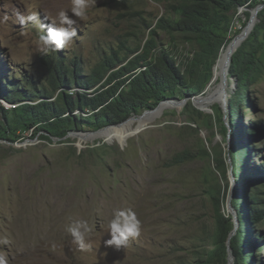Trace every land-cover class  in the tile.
I'll list each match as a JSON object with an SVG mask.
<instances>
[{
  "label": "rangeland",
  "instance_id": "374dc122",
  "mask_svg": "<svg viewBox=\"0 0 264 264\" xmlns=\"http://www.w3.org/2000/svg\"><path fill=\"white\" fill-rule=\"evenodd\" d=\"M71 7V0H0V95L18 83L22 85L21 91L26 90L24 80L45 82L50 75L42 59L48 54L76 58L82 62L85 75L90 72L89 65L95 67L114 52L130 55L125 47L143 48L149 39L151 30H145V22L155 25L165 14L164 6L154 0H96L84 19L75 17ZM256 8L239 10L238 17L228 27L229 38H234L240 30L243 32L244 13ZM60 11L76 20L73 27L77 29V36L71 45L58 52H38L39 35L46 31L47 23L59 26ZM18 13L25 18L36 13L39 18L22 28ZM158 42V50L171 48V39L166 33L161 34ZM237 42L222 50L213 76L201 93L184 102L167 100L165 103L170 106L162 112L152 114L158 106L143 105L121 125L99 131L79 128L65 140L50 142L41 137L42 133L36 135L29 131L15 143L0 141V240L8 241L0 243V260L4 264H171V248L177 245L191 248L188 238L199 226L195 221L203 218L201 182L206 163L195 160L171 168L166 164L185 148H198L200 139L206 147L222 151L226 157L228 179L220 173H216V178L223 188L229 182L223 211L227 217L237 218L233 201L238 198L242 181L233 174L230 154L236 146L231 134L230 93L236 92L237 84L229 75L226 90L221 92L227 56ZM140 53L129 56L126 63ZM194 53L192 45L180 39L174 57L182 64ZM47 87L50 86L47 84ZM66 91L75 94L77 89ZM199 98H205L199 101L200 106L196 104ZM248 98L240 118L246 127L256 124L257 136L251 139V132L250 142L243 147L246 151L237 152L236 157L246 153L248 162L244 174L248 179L242 184L252 194L264 188V174L257 175L264 165V74L249 89ZM190 103L202 112L208 123L219 108L231 132L221 133L216 124L213 129L202 125L197 136L182 137L179 128L191 121L186 112ZM15 105L20 104H9L0 98V116L1 108L10 109ZM73 115L84 121L85 126L91 114L80 110ZM240 118L234 119L239 122ZM117 208L131 209L141 222L140 234L129 237L127 245L120 249L105 245L111 238L107 225ZM78 220L86 221L91 227L85 240L89 245L86 250L72 243L71 235L66 232ZM251 251L254 257L250 262L264 264V242ZM181 255L185 256V252L176 254L175 258ZM230 259V264H234V257Z\"/></svg>",
  "mask_w": 264,
  "mask_h": 264
},
{
  "label": "trees",
  "instance_id": "16d2710c",
  "mask_svg": "<svg viewBox=\"0 0 264 264\" xmlns=\"http://www.w3.org/2000/svg\"><path fill=\"white\" fill-rule=\"evenodd\" d=\"M154 1L164 6L165 14L155 25L154 22H145V30L151 31L143 48L125 47L130 55L124 56L114 52L95 67L89 65L90 72L87 75L84 74L82 62H78L76 58L48 54L42 59L50 75L45 82L24 80L26 90L21 91L22 85L19 83L10 90L5 89L0 98L9 104L20 105L10 109L1 108L0 141L15 143L22 134L29 131L36 135L42 133L41 137L50 142L54 139L65 140L72 131L79 128L88 127L99 131L111 125H120L132 113L139 112L143 105L152 108L170 99L182 101L196 96L208 86L222 50L231 43L233 37L229 38L228 27L238 17L239 10H251L264 5V0ZM244 15L246 21L242 24V30L247 27L252 12L246 11ZM258 18L259 22L250 36L234 53L229 74L230 79L233 78L237 84L236 92L230 93L231 134L236 144L230 154L234 162L233 174L242 183L248 179L244 174L248 158L246 160V153L239 158L236 153L246 151L243 147H247L246 142L250 140L248 135L251 132V139L254 140L257 135L254 132L256 124L246 127L240 117L243 105H247L249 100V89L264 74V9L260 11ZM240 31L235 33L236 36L242 32ZM162 33L170 36L171 48L158 50V39ZM180 39L191 44L195 50L194 55L182 64L177 63L174 57ZM235 45L231 46L230 52ZM138 52H141L140 55L126 63L129 56ZM226 76L228 74L225 71L224 79ZM226 87L224 81L221 92ZM71 88L77 89L75 94L66 91ZM23 99L32 101L20 102ZM204 100L205 98H201L199 101ZM188 105L186 112L191 121L179 128L182 137L197 136L202 131V125L213 129L216 124L221 133L228 135L231 132L219 108L215 109V118L209 119L208 123L202 112L191 103ZM166 107L162 105L152 114L162 112ZM80 110L91 114L85 120V126L84 121L73 115ZM234 118H240V121ZM205 144L200 139L198 148H185L166 164L167 168H171L195 160L206 163L201 182L204 185L203 196H200L204 202L203 218L195 221L199 226L188 238L191 248L182 245L171 248V264H230L231 256L234 257V264H254L250 262L254 257L251 249L255 250L264 242V188L250 194L249 187L241 183L238 198L233 201L238 212L237 218L227 217L223 206L229 182L223 188L221 181L216 178V173H220L224 179H228L226 157L222 151L208 148ZM258 170L257 175H263L264 165ZM207 210L210 212H206ZM237 223L239 227L236 229ZM181 252H185V256L175 258Z\"/></svg>",
  "mask_w": 264,
  "mask_h": 264
},
{
  "label": "clouds",
  "instance_id": "9594fccd",
  "mask_svg": "<svg viewBox=\"0 0 264 264\" xmlns=\"http://www.w3.org/2000/svg\"><path fill=\"white\" fill-rule=\"evenodd\" d=\"M96 0H71V13L80 19H84L87 9L95 5ZM39 17L36 13L25 18L17 14V19L21 27L29 22L37 20ZM7 20V16H5ZM76 20L71 18L65 11L59 12V26L55 23H47L44 27L46 31L39 35L36 41V50L40 53L58 52L65 49L73 43L74 37L77 36V29L73 27ZM108 232L110 239L105 241L106 246H114L120 249L127 245L129 237H136L140 234L141 222L131 209H114L112 219L108 222ZM66 232L72 237V243L78 246L80 250H86L89 245L86 244V237L91 232L90 225L83 220H78L66 228ZM0 243L7 244V239L0 240ZM0 264H4L0 260Z\"/></svg>",
  "mask_w": 264,
  "mask_h": 264
},
{
  "label": "water",
  "instance_id": "95a60500",
  "mask_svg": "<svg viewBox=\"0 0 264 264\" xmlns=\"http://www.w3.org/2000/svg\"><path fill=\"white\" fill-rule=\"evenodd\" d=\"M263 9H264V5H259V6L256 8V10H254V11L252 12V15H251V18H250V21H249L247 27H246V28L243 30V32L240 34V36H241V35H244L242 41L239 42V43L237 44V46H236L234 49H232V51L230 52V54H229V59H228V67H227V70H226V72H227L228 75L230 74V67H231V64H232V61H233V55H234V53H235V52L237 51V49L242 45V43H243V42H244V41L250 36V34H251V32L253 31V29H254L256 23L259 22L258 15H259L260 11H262ZM227 79H228V76H227ZM232 80H233V79H232ZM235 82H236V81H235ZM195 100H196V99H195ZM199 100H200V98L196 100V104H198V105L200 104V103H199ZM182 101L184 102L185 100H182ZM162 105H166L167 107L170 106L169 104L165 103V101H164V103L162 102V103L159 104L158 109H159ZM122 124H123V123H122ZM120 125H121V124H120ZM143 130H144V128H143L141 131H143ZM141 131H139L138 133H140ZM101 132H102V131H101ZM99 133H100V132H99ZM236 233H237V232H236Z\"/></svg>",
  "mask_w": 264,
  "mask_h": 264
},
{
  "label": "bare ground",
  "instance_id": "6f19581e",
  "mask_svg": "<svg viewBox=\"0 0 264 264\" xmlns=\"http://www.w3.org/2000/svg\"><path fill=\"white\" fill-rule=\"evenodd\" d=\"M243 37H244V35H241V36L238 35V36L234 37L233 39H231V43H236L237 40H238L239 38H240V41H239V42H241L242 39H243ZM239 42H238V43H239ZM238 43H237V44H238ZM237 44L234 46V48L237 46ZM234 48H233V49H234ZM221 54H222V53H221ZM228 59H229V57H228ZM219 60H220V58L218 59L217 63H219ZM217 63H216V64H217ZM223 81H225V83H226V85H227V83H228L227 76H226V78H225ZM199 106H200V104H199ZM200 108H201V107H200ZM201 109H202V108H201ZM205 109L207 110L208 108L205 107ZM205 109H204V111H206ZM202 110H203V109H202ZM152 113H153V112H152ZM148 114H151V113H147L146 115H148ZM146 115H144V116H146ZM144 116H142V117H144ZM142 117H140V118H142ZM150 122H151V121H150ZM153 122H154V121H152L151 123H153ZM143 128H144V127H143ZM143 128H142V129H143ZM142 129H140L139 131H141ZM139 131H138V132H139ZM100 133H101V132H100ZM137 134H139V133H137Z\"/></svg>",
  "mask_w": 264,
  "mask_h": 264
}]
</instances>
